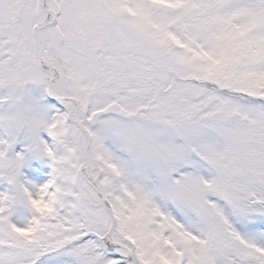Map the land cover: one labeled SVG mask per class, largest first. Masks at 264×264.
<instances>
[{
    "label": "snow or ice",
    "instance_id": "6c2138e0",
    "mask_svg": "<svg viewBox=\"0 0 264 264\" xmlns=\"http://www.w3.org/2000/svg\"><path fill=\"white\" fill-rule=\"evenodd\" d=\"M0 88V264H264V0H0Z\"/></svg>",
    "mask_w": 264,
    "mask_h": 264
},
{
    "label": "rangeland",
    "instance_id": "374dc122",
    "mask_svg": "<svg viewBox=\"0 0 264 264\" xmlns=\"http://www.w3.org/2000/svg\"><path fill=\"white\" fill-rule=\"evenodd\" d=\"M28 87L32 90V94L39 98L41 95H44L45 88L43 85H34L30 84ZM6 90L0 88V95L4 94ZM47 99H55L47 97ZM5 107H7L5 105ZM4 128L3 124L0 123V133H3ZM42 136H45L46 138L50 139L48 137L47 132H42ZM27 143L26 140L22 141L21 143L16 145V151H25V144ZM52 172V168L50 166V163L46 157H40L37 154L34 153H27L25 164L22 168V179L26 178L30 181H32L36 185H41L44 182H46L50 178V173ZM4 185L0 184V191L4 190ZM27 215V213H25ZM13 219H20V214L15 213L13 216Z\"/></svg>",
    "mask_w": 264,
    "mask_h": 264
}]
</instances>
